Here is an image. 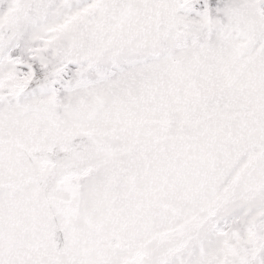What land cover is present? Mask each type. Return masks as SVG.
Wrapping results in <instances>:
<instances>
[{
    "label": "snow or ice",
    "instance_id": "obj_1",
    "mask_svg": "<svg viewBox=\"0 0 264 264\" xmlns=\"http://www.w3.org/2000/svg\"><path fill=\"white\" fill-rule=\"evenodd\" d=\"M0 264H264V0H0Z\"/></svg>",
    "mask_w": 264,
    "mask_h": 264
}]
</instances>
